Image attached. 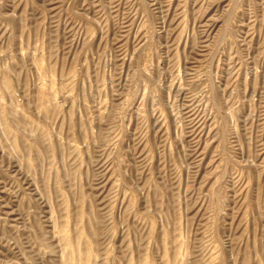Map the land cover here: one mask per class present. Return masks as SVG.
Returning <instances> with one entry per match:
<instances>
[{
    "label": "rangeland",
    "instance_id": "obj_1",
    "mask_svg": "<svg viewBox=\"0 0 264 264\" xmlns=\"http://www.w3.org/2000/svg\"><path fill=\"white\" fill-rule=\"evenodd\" d=\"M0 264H264V0H0Z\"/></svg>",
    "mask_w": 264,
    "mask_h": 264
}]
</instances>
